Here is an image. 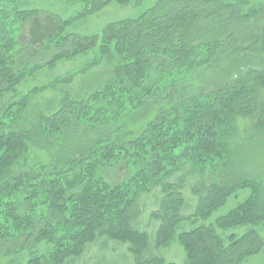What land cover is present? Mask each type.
Listing matches in <instances>:
<instances>
[{
  "label": "trees",
  "instance_id": "16d2710c",
  "mask_svg": "<svg viewBox=\"0 0 264 264\" xmlns=\"http://www.w3.org/2000/svg\"><path fill=\"white\" fill-rule=\"evenodd\" d=\"M21 1L0 0V95L60 61L94 48L98 57L2 110L0 247L50 245L25 264H74L98 239L126 244L135 264H164L156 252L174 241L186 264H241L261 253L264 2L157 0L81 37L65 33L72 20L21 10ZM80 1L85 17L131 0ZM107 172L124 174L112 182ZM192 175L197 203L182 217ZM156 188L150 238L133 222L139 198ZM246 190L214 225L175 235ZM244 226L241 236L217 232Z\"/></svg>",
  "mask_w": 264,
  "mask_h": 264
},
{
  "label": "rangeland",
  "instance_id": "374dc122",
  "mask_svg": "<svg viewBox=\"0 0 264 264\" xmlns=\"http://www.w3.org/2000/svg\"><path fill=\"white\" fill-rule=\"evenodd\" d=\"M156 1L157 0H131L125 5H119L112 2L101 11L85 17H79L85 9L84 2L80 0H22L20 6L17 7L21 10H37L43 15L52 16L61 20H72L73 22L65 29V33L88 37L100 35L104 27L110 23L138 17L145 10L152 7ZM261 2H264V0H248L249 6H254ZM23 32H27V27L22 28V33ZM97 57L98 48H94L85 54L72 59L60 61L51 68H45L36 74L27 77L14 89V91L0 95V115L6 106L11 102L17 101L21 96L25 95L33 88L48 84L53 80L66 76L68 73L77 72ZM100 68L101 67H99L98 70ZM102 70L98 73H105V67ZM100 79L101 78L98 77V80ZM79 80L80 77L74 82V87L78 84ZM52 94L53 93L49 92L42 96L48 97ZM32 155V161L40 158L37 153H33ZM109 174L110 173L107 172L105 177L111 179L110 181L112 182H117L123 178L122 176L124 173L118 172L116 174H110V178H108ZM196 179L197 177H193V175L188 176L186 179V184L182 191L186 200V206L181 211L182 217H188L192 214L196 206L197 199H195L191 193V187L194 185V182H196ZM248 195L249 192L247 190L239 191L236 196L228 198L227 202L214 211L211 217L206 221L200 219L184 220L177 226L175 235L177 236L180 233L188 232L193 227L200 225H214L219 217L226 215L230 210L234 209L239 203L245 200ZM158 198H160V193L157 188L150 194L142 195L137 204L138 217L133 222V227L135 229L140 232H147L150 238L154 236L158 225V221L153 218L151 219L152 212L157 211L158 209L159 205L156 203ZM246 229L247 227L244 226L226 231L218 230L217 232L222 237H226L230 234L241 236ZM259 232L262 236L264 235L263 229H259ZM20 243L22 244V241L16 243L9 242L4 243L0 247V264H25L26 261L33 256L46 255L50 249V245L45 242H40L34 246L27 245L23 248H20ZM156 253L163 259L164 264H186L184 251L177 241L172 242L165 248H160ZM74 264H135V261L134 257L129 253L126 244L122 245L105 239H98L94 243L87 245L84 254L79 259H76ZM241 264H264V249L258 255L248 258Z\"/></svg>",
  "mask_w": 264,
  "mask_h": 264
}]
</instances>
